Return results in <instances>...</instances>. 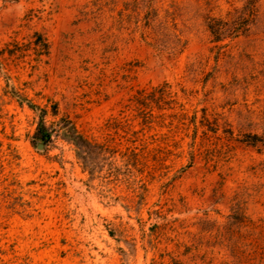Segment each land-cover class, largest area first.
Returning <instances> with one entry per match:
<instances>
[{
    "label": "rangeland",
    "instance_id": "374dc122",
    "mask_svg": "<svg viewBox=\"0 0 264 264\" xmlns=\"http://www.w3.org/2000/svg\"><path fill=\"white\" fill-rule=\"evenodd\" d=\"M0 264H264V0H0Z\"/></svg>",
    "mask_w": 264,
    "mask_h": 264
},
{
    "label": "trees",
    "instance_id": "16d2710c",
    "mask_svg": "<svg viewBox=\"0 0 264 264\" xmlns=\"http://www.w3.org/2000/svg\"><path fill=\"white\" fill-rule=\"evenodd\" d=\"M208 29L211 34H216L211 25H208ZM36 45L43 48L44 52L48 51V44L46 40L39 34H35ZM30 109H34V106H29ZM60 131V132H59ZM59 135L65 139L68 143L73 146L74 154L82 168L87 171L90 175L102 169L103 164L112 165L115 161V157L120 152V145L115 142H98L96 140H90L82 133H80L73 124H65L60 130H58ZM51 136L49 127L46 126L44 122V115L40 116L35 138L40 141H46ZM125 143L124 157H134L138 159L140 157L136 152H140L138 146L135 142L130 143V141ZM119 151V152H118Z\"/></svg>",
    "mask_w": 264,
    "mask_h": 264
},
{
    "label": "water",
    "instance_id": "95a60500",
    "mask_svg": "<svg viewBox=\"0 0 264 264\" xmlns=\"http://www.w3.org/2000/svg\"><path fill=\"white\" fill-rule=\"evenodd\" d=\"M46 141V139L43 141V142H45ZM43 148V144H38L37 145V149H42Z\"/></svg>",
    "mask_w": 264,
    "mask_h": 264
}]
</instances>
